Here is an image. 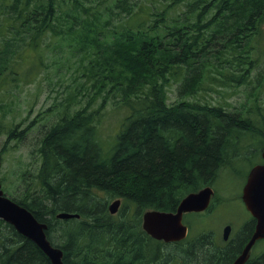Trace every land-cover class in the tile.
<instances>
[{"label": "trees", "instance_id": "16d2710c", "mask_svg": "<svg viewBox=\"0 0 264 264\" xmlns=\"http://www.w3.org/2000/svg\"><path fill=\"white\" fill-rule=\"evenodd\" d=\"M0 1L10 3L0 9L6 14L0 24V89L34 77L42 59L39 41L52 31L69 46L76 44L80 62L93 58L85 76L94 81L97 97L44 133L37 193L26 190L22 198L3 189L5 195L48 225L47 237L63 250L66 264L168 261L171 256L163 251L168 244L143 233V214L175 211L188 194L216 181L235 138L249 132L264 135V127H256L242 112L183 99L195 93L211 67L227 83L247 82L258 68L259 59L252 54L263 33L264 0H198L188 6L183 21H169L152 6L137 9V0H113L112 6L121 9L115 24L122 30L112 34L107 30L111 17L99 10L101 1L95 6L91 0ZM211 9L217 13L206 20ZM150 22L152 28H143ZM159 25L162 35L156 32ZM6 29L13 38H6ZM224 31L231 36L225 45L229 52L223 60L217 56V64L228 65L230 73L208 57L213 39ZM25 51L33 62L22 60ZM172 81L178 83L181 100L169 104L165 87ZM112 97L121 98L127 113L104 149L94 108L100 98L103 106ZM260 140L264 143V137ZM129 183L142 189L132 193L126 190ZM112 198L123 200L117 214L109 210ZM62 212L79 218L58 219ZM147 237L149 255L143 257ZM188 240L183 245H194V238ZM179 260L175 255L173 261ZM0 264L52 263L33 241L0 219Z\"/></svg>", "mask_w": 264, "mask_h": 264}, {"label": "rangeland", "instance_id": "374dc122", "mask_svg": "<svg viewBox=\"0 0 264 264\" xmlns=\"http://www.w3.org/2000/svg\"><path fill=\"white\" fill-rule=\"evenodd\" d=\"M91 1L90 4L93 6L101 1L100 12L106 17H111L112 23L107 29L111 34L114 31L122 30V28H117L115 24V14L120 13L121 9L112 6L113 0ZM197 1L137 0V9H140L142 5L152 6L155 12H164L169 21L172 19L183 21L188 6ZM8 7H10V3L0 1V9ZM107 7H111L110 10ZM216 13V9H211L209 14L205 16L206 20ZM5 16L4 13L0 14V24H2ZM149 18L151 19V15ZM218 19H221V16ZM151 23L143 28H152ZM261 30H263L262 36L256 38V50L252 54L259 59L258 68L252 71L247 82L244 84L227 83L224 76L211 67L203 75L201 84L195 93L184 95L183 99L242 112L249 117V120L256 127H264V24ZM56 31L62 32V28L58 27ZM156 32L162 35L164 33L163 27L157 26ZM255 32H259V30H255ZM4 33L8 39L14 37V34L8 29ZM240 33L238 32V34ZM247 33L251 32L248 31ZM101 38L102 36H100ZM230 39L229 33L224 31L220 36L213 39V43L209 42L211 46L208 57L214 66L226 73H230L231 68L228 65L220 67L217 63L220 59H225L224 55L228 54L229 47L225 45L229 44ZM39 44L42 46V59L35 70L34 77H30L28 83H11L0 89V156L2 157L0 179L3 178L1 180L2 188L7 193L17 194L22 198L26 195V190H33L37 193L35 188L42 162L39 149L44 133L60 122L64 115H71L80 110L90 99L93 102L97 100L93 94L95 91L91 88L94 81L88 80L85 76L86 68L93 61L92 57L80 62L81 53L75 50L76 44L73 43L69 46L61 41L59 34L52 31H48L39 41ZM39 52L40 48L38 49ZM217 56L220 59H217ZM22 60H27L25 63L33 62L28 51H25ZM28 66L22 65L23 69ZM178 87V83L175 81L168 83L165 87L169 104L181 100ZM94 109L97 111L99 138L103 148L107 149L113 142L114 136L119 132L127 111L123 107L120 97H112L103 106L102 98H100ZM251 133L238 136L231 145V150L235 148L234 145L239 140L237 149L241 151L248 148L250 140H258L255 147L259 151L262 150L264 143L260 139L264 135ZM243 162L244 169L237 167L241 171L239 177L235 178L234 174L226 169L220 172L213 184L217 190L219 203L229 198L228 204L217 206L209 217L201 218L200 216L186 215L184 218L186 223L191 222L194 236L207 229H212L216 233L221 225L227 221H233L236 224L243 223L245 210L242 204L238 200L230 201L233 196L239 197V193H241L242 184L238 185V182L248 165L246 159H243ZM135 189H142L141 185L129 183L126 187V190L132 193H135ZM117 199L119 198H112L109 201V207ZM259 246L264 248V241ZM163 251L170 256L179 254L174 245H166L163 247Z\"/></svg>", "mask_w": 264, "mask_h": 264}, {"label": "water", "instance_id": "95a60500", "mask_svg": "<svg viewBox=\"0 0 264 264\" xmlns=\"http://www.w3.org/2000/svg\"><path fill=\"white\" fill-rule=\"evenodd\" d=\"M262 156L264 158V148ZM1 167L0 157V170ZM213 195L214 190L211 187H205L184 197L175 212L146 211L143 214V230L153 238L167 244L181 242L188 236V227L183 222L184 214L207 210ZM242 198L249 212L257 220V225L250 242L235 264H244L255 243L264 239V165L256 166L251 171ZM121 204V199L115 200L109 207L110 212L112 214L117 213ZM57 218H79V214L62 212L57 215ZM0 219L11 225L20 235L33 241L46 253L52 264H66L63 260V250L59 247H53L47 237L48 225L39 221L33 213L6 196L1 183ZM229 234L230 228H226L225 240L229 238Z\"/></svg>", "mask_w": 264, "mask_h": 264}, {"label": "flooded vegetation", "instance_id": "af4514ba", "mask_svg": "<svg viewBox=\"0 0 264 264\" xmlns=\"http://www.w3.org/2000/svg\"><path fill=\"white\" fill-rule=\"evenodd\" d=\"M239 142L240 140L234 145L235 148H232V150H230L228 164L223 170L229 169L231 173L234 174V177L237 178L241 174V171L237 167L244 169L243 159L247 160L248 165L245 167V173L242 178L239 179L238 182V185L242 184L240 188L241 193H239V197L233 196L230 199V201L238 200L242 204L245 210V216H243V223L236 224L233 221H227L226 223L221 225L219 231L216 233L212 229H207L200 231L197 235L194 236L191 227V222L186 223L184 221L186 215L195 217L200 216L201 218L209 217L214 212L217 206L220 207L223 206L225 203L228 204L227 200L229 198L224 199L221 203H219V200H217V190L216 187L213 185L215 182L208 186H205L211 187L214 190V195L212 196L210 206L207 208V210L202 212H191L184 214L183 222L188 227L187 238L181 242L168 244L174 246L175 244H182L179 245L178 248L176 247V249H178L179 251L180 260L178 262H173V259H175V256L173 255L168 261L160 262V264H235L238 258L243 254L246 246L250 242L255 232L257 220L247 209L243 201L242 195L244 187L248 182L251 171L256 166L264 165V158L262 156L264 145L262 150L259 151V149L257 150L255 147V143L258 142V140H250V142H248V148L244 151H241L237 149V147L239 146ZM141 227L143 233L145 234V231L143 230V216ZM226 228H230V234L227 240L224 239V232ZM133 237L135 242L137 243L136 238L138 236L135 232ZM190 238H194V241L192 242L194 243V245H183L185 242L189 241L188 239ZM146 239L148 240V242L144 245H141L143 251L140 253V256L143 257H148L149 255V239L148 237ZM263 241L264 239H261L255 243V245L251 248L247 260L244 264H264V248L259 246V244ZM191 257L194 258L192 262Z\"/></svg>", "mask_w": 264, "mask_h": 264}, {"label": "bare ground", "instance_id": "6f19581e", "mask_svg": "<svg viewBox=\"0 0 264 264\" xmlns=\"http://www.w3.org/2000/svg\"><path fill=\"white\" fill-rule=\"evenodd\" d=\"M20 205V204H19ZM23 207V206H22ZM25 208V207H24ZM27 209V208H26ZM28 210V209H27ZM159 211H162V210H159ZM31 212V211H30ZM165 212H170V211H165ZM171 212H174V211H171ZM32 213V212H31ZM68 213V212H67ZM118 213V212H117ZM117 213H115V214H117ZM73 214V213H72ZM147 233V232H146ZM148 234V233H147ZM149 236H151L150 234H148ZM152 237V236H151ZM153 238V237H152ZM153 239H155V238H153ZM155 240H157V239H155ZM157 241H160V240H157ZM162 242H164V241H162ZM51 243V242H50ZM165 243V242H164ZM167 244V243H166ZM52 245V244H51ZM53 246V245H52ZM53 247H55V246H53Z\"/></svg>", "mask_w": 264, "mask_h": 264}]
</instances>
